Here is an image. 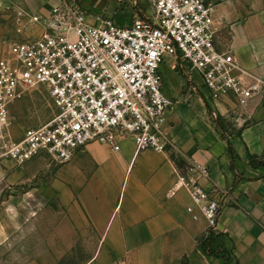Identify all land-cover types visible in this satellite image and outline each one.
Wrapping results in <instances>:
<instances>
[{
	"label": "crops",
	"instance_id": "1",
	"mask_svg": "<svg viewBox=\"0 0 264 264\" xmlns=\"http://www.w3.org/2000/svg\"><path fill=\"white\" fill-rule=\"evenodd\" d=\"M17 1L30 13L47 14L58 0ZM115 1L126 14L113 18L119 26L131 27L142 16L139 0ZM81 2L96 26L112 0ZM211 2L219 48L264 82V0ZM168 57L171 71L162 65L161 72L164 93L175 101L168 115L170 153L138 151L126 140L120 150L91 144L64 165L46 157L19 169L0 163V233L8 198L18 215L25 207L34 211L30 223L43 211L49 228L43 253L26 264H264V167L251 163L264 157V90L247 108L232 98L214 103L201 76L174 70ZM195 162L211 171L201 185L216 187L224 204L211 254L200 246L209 223L195 218L198 209L188 211L190 192L169 195L175 172Z\"/></svg>",
	"mask_w": 264,
	"mask_h": 264
},
{
	"label": "built area",
	"instance_id": "2",
	"mask_svg": "<svg viewBox=\"0 0 264 264\" xmlns=\"http://www.w3.org/2000/svg\"><path fill=\"white\" fill-rule=\"evenodd\" d=\"M137 1V0H136ZM131 27L111 18L89 23L79 0H59L47 14L30 13L20 34L6 43L0 58V160L25 166L40 158L64 165L91 144L111 146L132 140L138 151L168 154L175 148L168 115L175 101L164 93L161 72L166 55L173 69L197 72L214 103L232 98L241 108L263 93L264 82L241 68L234 55L219 48L211 0H147ZM45 88L56 108L38 128L12 133V107L32 90ZM169 195L185 189L193 207L216 232L223 212L221 192L206 189L211 171L198 163L175 172Z\"/></svg>",
	"mask_w": 264,
	"mask_h": 264
},
{
	"label": "rangeland",
	"instance_id": "3",
	"mask_svg": "<svg viewBox=\"0 0 264 264\" xmlns=\"http://www.w3.org/2000/svg\"><path fill=\"white\" fill-rule=\"evenodd\" d=\"M79 2L91 14L92 12L85 6L81 0ZM140 8L149 16L153 15V10L147 0H139ZM59 0L52 6H56ZM121 5L115 0L110 3L106 11L107 18L122 19L126 14L117 9ZM41 13V12H35ZM27 16L22 12L21 6L17 0H0V58L3 55L7 42L22 40L30 35L27 31L23 35L19 33L22 24L27 21ZM114 20V19H113ZM163 67L170 69V58L165 56ZM13 127L12 133L19 137L23 130L29 128H38L49 123L56 113V108L48 91L45 88H38L27 93L23 99L12 107ZM245 125V124H243ZM1 166L8 168L7 160H0ZM24 166H16V169ZM9 189H6L7 193ZM7 204L8 218L4 219L5 228L0 233V264H26L44 251V243L49 228L45 225L43 211L40 212L41 218L30 223L27 218L33 214V210L26 214L18 215L15 213L17 203L9 200ZM7 200V199H6ZM39 208L37 207L36 211Z\"/></svg>",
	"mask_w": 264,
	"mask_h": 264
},
{
	"label": "trees",
	"instance_id": "4",
	"mask_svg": "<svg viewBox=\"0 0 264 264\" xmlns=\"http://www.w3.org/2000/svg\"><path fill=\"white\" fill-rule=\"evenodd\" d=\"M251 163L254 167H264V157L263 158H258V157H252L251 158ZM215 232H211L208 236L205 237V241L200 244L201 249L208 254H211L209 252V247L208 245L210 242L214 239ZM183 264H186L183 262Z\"/></svg>",
	"mask_w": 264,
	"mask_h": 264
}]
</instances>
